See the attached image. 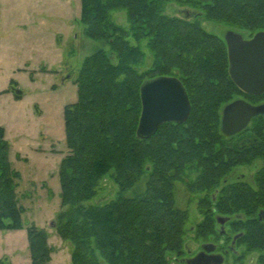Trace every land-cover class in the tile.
Here are the masks:
<instances>
[{
  "label": "trees",
  "instance_id": "1",
  "mask_svg": "<svg viewBox=\"0 0 264 264\" xmlns=\"http://www.w3.org/2000/svg\"><path fill=\"white\" fill-rule=\"evenodd\" d=\"M172 1L197 16L167 14L165 6ZM116 11L126 12L128 26L112 20ZM201 17L251 37L264 30V0H82L86 35L105 40L108 49L84 59L76 79L79 98L65 107L68 154L60 171L62 210L56 230L70 244L73 264H182L188 233L205 239L215 235L228 243L231 233L241 232L238 247L246 252L264 248V225L257 218L264 189L253 191L243 181L221 184L250 159L251 150L239 136L221 131L223 106L246 95L229 74L225 38L207 31ZM147 55L153 59L148 66ZM165 75L182 81L191 103L189 117L140 138V87ZM7 155L0 126V229H15L22 226L23 207L16 196L19 174ZM191 172L197 174L189 179ZM144 175L145 190L127 196ZM106 177L117 187L113 198L101 193ZM178 180L193 194L205 192L198 205L203 219L190 231L188 210L174 200ZM218 215L229 218L232 232L216 230ZM28 236L31 264H49L53 249L46 232L29 227ZM261 260L264 264V256ZM0 264L6 263L0 259Z\"/></svg>",
  "mask_w": 264,
  "mask_h": 264
},
{
  "label": "rangeland",
  "instance_id": "2",
  "mask_svg": "<svg viewBox=\"0 0 264 264\" xmlns=\"http://www.w3.org/2000/svg\"><path fill=\"white\" fill-rule=\"evenodd\" d=\"M81 8L82 0H0V88L9 90L6 97L0 98V126L8 141L10 167L19 174L16 196L23 207L21 227L0 229V259L6 264H31L29 227L46 232L53 249L49 264H73L71 246L56 230L62 210L60 171L68 154L65 107L79 98L76 79L84 59L99 49H108L105 40L86 35ZM185 10L193 9L175 1L165 6V12L173 16L186 15ZM112 20L128 26L125 11L114 12ZM199 20L207 31L222 38L227 30L250 37L248 32L223 22L204 17ZM147 56L148 66L153 59ZM247 135L243 133L238 139ZM263 163L257 158L250 164L238 165L222 178L221 184L238 181L254 184V175ZM196 174L191 172L189 179ZM146 180L144 175L126 195L142 193ZM101 186L102 194L115 196L117 187L110 177ZM173 193L176 206L188 210L190 231L203 219L198 205L205 192L193 194L185 181L178 180L174 182ZM221 226L216 220L217 231L222 230ZM224 229L232 232L228 223ZM206 239L188 233L185 257L199 252L203 242L218 243L220 237L209 235ZM238 249L240 253L229 254L222 249L224 264H261L263 254L259 249L248 252L242 246Z\"/></svg>",
  "mask_w": 264,
  "mask_h": 264
},
{
  "label": "water",
  "instance_id": "3",
  "mask_svg": "<svg viewBox=\"0 0 264 264\" xmlns=\"http://www.w3.org/2000/svg\"><path fill=\"white\" fill-rule=\"evenodd\" d=\"M185 13L188 17L198 14L189 10H185ZM224 38L228 48L229 74L234 83L245 94L264 93V30L256 32L249 39L240 32L227 30ZM140 97L142 111L137 127L140 138L151 137L166 122L182 123L189 117L191 103L177 76H158L144 81L140 87ZM257 116L264 117V104L253 105L242 98L235 99L222 108L221 131L226 136H232ZM216 219L224 232L229 218L218 215ZM216 247L212 242L203 243L202 251L189 258L187 263L221 264L223 256L213 254Z\"/></svg>",
  "mask_w": 264,
  "mask_h": 264
},
{
  "label": "flooded vegetation",
  "instance_id": "4",
  "mask_svg": "<svg viewBox=\"0 0 264 264\" xmlns=\"http://www.w3.org/2000/svg\"><path fill=\"white\" fill-rule=\"evenodd\" d=\"M251 37H249V38H251ZM249 38H246V39H249ZM245 95L246 96H243L242 99L246 100L247 102H249L253 105L264 104V93H262L260 95H251V94H245ZM257 125H259V130H260L259 133H258ZM243 133H246L248 135L246 137H244L243 139H241V143H243L248 149L251 150V153L249 155L250 159L245 164L246 165L250 164L257 158H260L264 162V117L263 116H257V117L252 118L243 130H241L240 132H238L232 136H229V137H235L236 138L237 136H241ZM257 153H260V154H257ZM263 172H264V163L262 164V166H260L259 170L254 175V184H251V183L245 182V181H243V182H245L249 186V188L253 191L254 190L255 191L263 190L264 189V180H263L262 175L259 176ZM262 206L263 207L261 209H259V211H258L257 218L264 225V199H263ZM224 232H222V233H224ZM237 235H238V237L235 238V236H237ZM230 236H231V239H230V242H228V243L226 242V240L224 238H221V240H219L218 243L212 242V243L216 244V246H217L215 251L213 252V254H219V255L223 256V261L221 264H224V262H225L224 254H229V252L240 253L238 246H237V241L242 236V233L241 232L231 233ZM207 242H210V241H207ZM203 243H206V242H203ZM222 246H228L225 248L224 254L222 252ZM201 251H202V249L199 252H201ZM260 251L262 252V254L264 256V248H262ZM199 252H197V253H199ZM196 254H194L188 258L183 257L181 259V262H183V264H188L187 260L189 258L194 257ZM261 264H263V263H261Z\"/></svg>",
  "mask_w": 264,
  "mask_h": 264
},
{
  "label": "crops",
  "instance_id": "5",
  "mask_svg": "<svg viewBox=\"0 0 264 264\" xmlns=\"http://www.w3.org/2000/svg\"><path fill=\"white\" fill-rule=\"evenodd\" d=\"M8 91L9 90L8 89H5V87H1L0 88V98L3 97V96L6 97Z\"/></svg>",
  "mask_w": 264,
  "mask_h": 264
}]
</instances>
